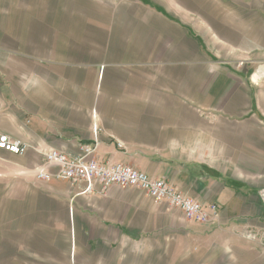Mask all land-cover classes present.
I'll return each mask as SVG.
<instances>
[{"label":"crops","instance_id":"1","mask_svg":"<svg viewBox=\"0 0 264 264\" xmlns=\"http://www.w3.org/2000/svg\"><path fill=\"white\" fill-rule=\"evenodd\" d=\"M139 1L165 18L164 29L146 17L144 6L125 8L129 3L122 2L123 8H104L109 10L103 15L97 11L72 33L41 35L31 55L16 56L15 69H0V133L29 145L24 156L0 155L18 163L17 173L31 175L27 194L35 197L33 203L41 202L40 209L69 207L78 228L87 226L107 241L161 227L178 228L190 239L194 227L207 232L206 225L193 226L178 210L169 211L167 202L156 203L140 191L111 187L106 195L88 194L84 184L37 180L41 153L76 155L81 146L93 143L97 126L98 160L130 165L169 181L194 200L216 203L221 209L217 227L229 237L234 228L220 225L246 213L240 203L243 183L201 159L182 156L209 152L210 138H225L221 128L226 126L216 125L210 137L209 122L200 115L207 106L194 96L199 69L193 65L191 27ZM208 83L206 76L198 84L202 89ZM248 197L260 210L253 214L261 216L264 199L256 190Z\"/></svg>","mask_w":264,"mask_h":264},{"label":"rangeland","instance_id":"2","mask_svg":"<svg viewBox=\"0 0 264 264\" xmlns=\"http://www.w3.org/2000/svg\"><path fill=\"white\" fill-rule=\"evenodd\" d=\"M143 1L191 27L193 65L199 69L194 72V96L207 106L200 115L209 122L210 137L216 125L226 124L221 128L225 138H210L213 152L182 156L201 159L242 182L241 211L246 213L221 223L234 228L229 237L218 223L205 226L176 209L193 226L208 227L207 232L194 227L190 239L178 228L161 227L107 241L89 233L87 226L78 228L69 207L40 209L41 202L33 203L35 197L27 194L31 175L17 173L18 163L0 155V264H264V211L254 215L260 210L248 197L256 190L264 199V77H254L264 68V0ZM128 5L144 6L139 0H0L1 71L15 69L16 56L31 55L41 35L72 33L97 11L103 15ZM143 8L146 17L164 23L163 16ZM206 76L209 83L201 89ZM206 89L208 94L201 96ZM218 93L224 96L217 98ZM248 232L257 238H248Z\"/></svg>","mask_w":264,"mask_h":264},{"label":"built area","instance_id":"3","mask_svg":"<svg viewBox=\"0 0 264 264\" xmlns=\"http://www.w3.org/2000/svg\"><path fill=\"white\" fill-rule=\"evenodd\" d=\"M101 129L94 126L93 143L83 145L76 155L49 150L41 153L42 164L36 172L39 181L52 179L67 181L72 185L84 184V193L106 195L111 187L139 190L152 201L167 202L171 208L179 209L185 219L203 225H215L220 220L216 203L204 204L187 196L169 181L153 178L147 173L122 163L103 162L95 157ZM122 147L121 144H119ZM29 145L0 133V151L15 156H24ZM53 168L54 170H51ZM255 240L256 234L247 233Z\"/></svg>","mask_w":264,"mask_h":264},{"label":"bare ground","instance_id":"4","mask_svg":"<svg viewBox=\"0 0 264 264\" xmlns=\"http://www.w3.org/2000/svg\"><path fill=\"white\" fill-rule=\"evenodd\" d=\"M254 77H256V81L262 79L264 77V68H260Z\"/></svg>","mask_w":264,"mask_h":264}]
</instances>
